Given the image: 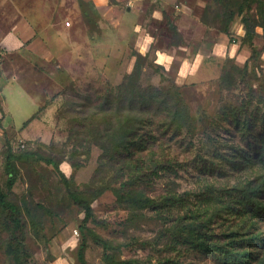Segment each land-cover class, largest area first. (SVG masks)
<instances>
[{
  "label": "rangeland",
  "instance_id": "374dc122",
  "mask_svg": "<svg viewBox=\"0 0 264 264\" xmlns=\"http://www.w3.org/2000/svg\"><path fill=\"white\" fill-rule=\"evenodd\" d=\"M16 1L20 9L9 20L19 21L25 9L39 14L41 5H46L41 32L46 35L57 31L62 39L49 41L56 50L52 58L33 56L25 50L11 59L0 57V97L11 78L16 77L25 88L22 96L26 99L17 94L18 89L5 88L2 93L8 115H4L1 126L13 153L38 151L44 156H63L84 165L76 172L72 170L70 188L90 203L93 220L87 227L109 243L108 254L115 260L164 263L173 259L175 264H219L211 256L173 245L171 222L184 211L172 210L158 216L153 210H133L124 199H117L116 192L124 194L120 187L125 177H121L119 166L111 158L116 154L122 158L119 138L124 130L115 108L103 112V107L108 102L117 105L118 91L131 84L136 88L135 94H161L160 99L166 98L167 105L176 97L181 99L195 118L193 136L186 132L178 139L171 134L159 136L154 147H162L164 155L176 164L160 182L151 183V189L146 188L148 181L140 183L137 192L143 189L147 196L156 197L168 191L179 196L204 191L206 186L230 189L250 182L251 186H258L264 176V165L258 162L262 155L260 143L264 140L262 127L238 132L220 111L248 99L253 101V107L264 111V15L261 18L256 6H251L249 17L255 47L251 56L244 44L247 38L241 17L235 13L228 23L222 18L227 8L235 12L240 0ZM174 5H184L192 11L197 5L201 15L206 8L202 32L187 21L182 23L183 29L193 28L189 34L191 41H198L193 36L199 31V42L217 41L220 49L217 58L204 51L201 66L194 72L187 68L184 80L178 83L175 70L166 72L153 63L155 48L170 54L176 51V63L180 61L183 51L180 53L176 47L180 35L172 24V20L180 19V12ZM154 10L161 11L163 19L155 22L146 17ZM146 30L155 36L156 43L146 56L139 57L136 48ZM204 49L209 48L205 45ZM111 94L113 100L107 101ZM44 95L45 110L31 119L40 104L34 105L35 101L27 99ZM150 114L143 111L140 117L148 118ZM203 116L208 119L201 121ZM165 118L164 113L156 116L159 121ZM4 144L0 130V195L17 207L21 229L17 241L12 237L9 214L0 206V264H80L78 252L84 236L85 263L105 264L102 247L80 229L82 209L69 198L51 167L33 159L16 162V182L10 192L6 190ZM198 155L204 156V162L212 160L214 167L202 171L205 166ZM101 156L105 159L99 160ZM227 225L226 230L217 224L215 233L239 234L245 243L240 252L247 251L256 258L248 264H264V218L249 214L243 219L230 218Z\"/></svg>",
  "mask_w": 264,
  "mask_h": 264
},
{
  "label": "trees",
  "instance_id": "16d2710c",
  "mask_svg": "<svg viewBox=\"0 0 264 264\" xmlns=\"http://www.w3.org/2000/svg\"><path fill=\"white\" fill-rule=\"evenodd\" d=\"M252 5L256 6L258 15L263 18L264 0H240V4L237 6L235 12L227 8L226 11L222 13V18L227 23L231 22L235 13L241 17V23L244 26L245 36L247 38L244 44L250 49L251 56L255 53L249 17ZM205 12L206 8L200 19L201 23L204 24ZM226 30L225 27L222 32L226 33ZM138 56L141 57L140 55ZM135 89L136 88L130 84L124 90H119L118 96H120V98L116 100L117 105L108 102L105 107H103V112H109L111 109L115 108L118 113L120 126L124 130V135L119 138V146L123 145V148L120 150L122 158H117L118 154H116L114 158H111L113 161L115 160V164L119 166L121 177H125L120 187V190L123 191L124 194L121 195L116 192L115 195L117 199L120 201L124 199L133 210H153L158 216L167 215L172 212V210L184 211L182 215H177L174 220H172V217H166L172 220L171 223L174 231L173 238L171 239L174 243L173 245L185 246L205 256H211L219 264H248L249 260L253 262L256 261V258H252L251 253L247 251L240 252L239 249L243 248L245 243L242 239H239V234L235 232L226 234L224 231L215 233V229H217V224L219 228L229 229V226L225 225L229 224L230 218L243 219L249 214L252 217L264 218V202L262 201L264 196V191L262 189V185L264 186V176L261 181L262 183L260 182L258 186H251L252 182L242 187H232L230 189H213L212 186H206L204 191L185 193L179 196L168 191H165L166 193H164V195H158L156 197L147 196L143 189H141V192H137L138 189L141 188L140 183L148 184V181L149 184L146 188L151 189V183L160 182L159 180L165 177V174L173 168L172 164H176L173 159H169L167 155H164L162 147H154L159 140V136L171 134L173 139H178L182 132H186L193 136L195 118L189 114L187 107L181 99L177 97L172 101L171 105H167L166 98L160 99L161 94L155 93V95L152 93L150 96L146 97L143 94H135L133 92ZM110 99L113 100L112 94L107 98V101H110ZM46 103L38 107L31 119H35L38 114L45 110L47 106ZM222 110L220 114L223 117H227L229 123L235 126L238 132L253 131L260 126L264 132V111L261 112L259 107H253V101L251 99L242 101L237 107H225ZM143 111L151 113L149 115L150 117H140V113ZM124 112L127 113L123 116ZM160 113H164L166 117L162 121L156 119V116ZM95 114L97 113L94 112L93 116H95ZM4 115L0 101V130L5 140L3 171L6 176L5 187L8 192L11 191L16 182V162H26L33 159L36 162L43 163L51 167L53 173L63 184L69 198L75 205L82 209L84 217L80 229L84 231L95 244L102 247V260L105 264H166V262L175 264L173 259L164 263L160 261L151 263L149 260L146 262L138 260H115L108 254V251L111 249L109 243L99 238L87 227L89 221L93 220L90 203L80 198L70 188L69 179L72 180L73 173L67 178L59 168L60 164L67 163L73 172H76L84 165L73 159H63V156L59 159L54 158L53 155L44 156L38 151H24L16 155L13 153L9 139L1 126ZM206 119H208L206 116L200 118L201 121H205ZM260 144H263L262 155H259L258 162L264 165V140H261ZM59 154L63 155L62 151H60ZM198 156L200 158L199 162L205 166L204 169H201L202 171L207 170L209 167H214L211 163L212 160L209 159L204 162V156ZM214 157L216 158L215 155ZM220 157L219 155L217 158ZM222 157L225 158V155H222ZM104 159V156L99 158V160ZM202 159L203 161H201ZM196 161H198L197 157ZM95 170L91 180L94 178ZM261 170L264 171V167H262ZM167 183H169V181H167ZM0 206L8 212L12 224V237L18 241L21 221L17 207L7 202L3 195H0ZM220 218L222 220H220ZM219 220L221 222H219ZM85 242L84 236L78 252L80 264H86L83 255ZM260 264H262V262H260Z\"/></svg>",
  "mask_w": 264,
  "mask_h": 264
},
{
  "label": "crops",
  "instance_id": "0c3cea01",
  "mask_svg": "<svg viewBox=\"0 0 264 264\" xmlns=\"http://www.w3.org/2000/svg\"><path fill=\"white\" fill-rule=\"evenodd\" d=\"M17 4L18 3L16 0H0V57L3 58L4 56H8L9 59H11L14 54H18L19 51L21 52L25 50L27 53L33 56L34 54H37L39 56H42V58H47V56L52 58L56 50L53 51L52 45L49 41L54 40L61 42L62 38L59 37L57 31H53L52 33H48L46 35H44V33L42 34V32H44V22L47 16L46 5H41L40 9H38L39 14H30V12L25 9L24 11H26V13L22 14L21 17H18L19 21L14 23L15 20H9V17L11 16L13 18V13L19 11L20 8ZM174 9L176 11L179 10L178 12H180V19L172 20V24L177 27L176 32L180 35L178 45L176 46L177 50L180 53L183 51L180 57V61L179 63H176V57H178L176 55V51L175 53L173 52V54H170L163 52L159 48H155L156 50L153 52V63L156 66L162 67L166 72L175 70V77L177 78L176 83H178L184 80L182 79V76L185 75V71L187 68L193 70L192 72H194L197 68L201 66L204 60V51L205 53H207L206 55H211L214 58H217L220 56L218 54L220 49L217 44V41L210 42L207 40L208 42H199V38L202 36L199 31H203V25L200 21V7L196 5L195 11H192L189 7H184V5H178L175 6ZM33 10L38 11L37 9ZM146 17L151 19V21L153 20L155 22H158L159 20L163 19V14L159 10H154L150 16ZM144 19L145 17L143 16V20ZM184 21H187L189 24H192L194 29L197 28L199 30L197 31L198 33L193 36V38L198 41H191V35L189 34L192 32L193 28L183 29L184 26L182 23ZM36 27L39 28V32H36ZM41 29L43 30L42 32ZM141 36L142 37L140 39V42L136 48V53L141 57H144L146 56L149 48L155 45L156 39L155 36H153L147 30L145 34H142ZM49 43L50 45L48 47ZM197 43H200L198 48ZM160 45L163 46L162 44ZM205 45L208 46V50L204 49ZM10 76L11 75H9V77ZM5 88H12V91L18 89L17 94L21 98H26L22 96V93L25 91V88L23 86H20L16 77L11 78L10 81L5 84V86L2 88L0 97L1 107L5 115L7 116L8 110L6 107V102L2 98V93ZM44 99L45 96H43V98L33 96L31 98L29 97L27 100L35 101L34 105L40 104V107L43 105ZM59 168L66 177H69L72 174V169L67 163L60 164Z\"/></svg>",
  "mask_w": 264,
  "mask_h": 264
},
{
  "label": "built area",
  "instance_id": "2783aa9c",
  "mask_svg": "<svg viewBox=\"0 0 264 264\" xmlns=\"http://www.w3.org/2000/svg\"><path fill=\"white\" fill-rule=\"evenodd\" d=\"M132 1H137V0H132Z\"/></svg>",
  "mask_w": 264,
  "mask_h": 264
}]
</instances>
